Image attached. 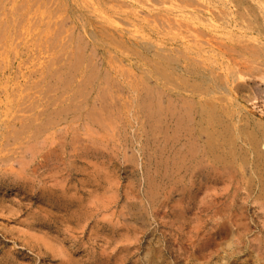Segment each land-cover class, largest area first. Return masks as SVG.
I'll use <instances>...</instances> for the list:
<instances>
[{
    "label": "rangeland",
    "instance_id": "374dc122",
    "mask_svg": "<svg viewBox=\"0 0 264 264\" xmlns=\"http://www.w3.org/2000/svg\"><path fill=\"white\" fill-rule=\"evenodd\" d=\"M10 1H6L5 8L15 4L22 6V0L12 1L13 4ZM94 1L118 24L110 29L105 20L98 19L100 23L96 25L107 26L115 37L128 41L145 42L155 37L146 21L151 17L150 9H158L161 18L166 15L176 22L191 19L196 23L191 30L202 34L198 40L211 44L202 51V57L210 60L205 65L195 62L194 58V62H182L181 68L193 73V76L186 74L191 76L189 91L194 92L193 96L190 92L180 96L176 91L171 99L164 98L162 102L168 108L167 104L175 101L172 105L178 108V113L170 114L168 110L169 114L164 113L160 119L149 118L140 104L145 95L142 90L148 84L154 89L149 91L153 90L158 100L156 85L160 86V82L146 78V73L156 67L148 61L137 60L144 57L142 52H132L128 62L112 60L111 64L112 53L108 54L99 46L93 61L100 65L98 74L104 82L101 87L95 82L88 85L86 80L83 86L76 77L65 89L57 85L56 78L51 79V75L59 74L60 68L66 67L65 64L68 66L69 59L68 55H56L60 45L58 49L53 47V51L50 43L48 49L44 42L53 41L51 38H38L41 28L32 29V25L35 28L47 24L48 19L43 14L46 9L39 7L42 4L39 3L36 9L39 8L40 13L35 16L33 11L29 18L34 16L40 20L42 15L45 23L37 25L22 19L20 28L23 30L18 32L24 33L16 32L21 38L18 37L19 42L16 39L15 48L3 50L0 46V246L7 251L16 248L25 256V263L33 259L36 264H54L38 250L29 248L23 242V234H30L28 239L41 243L42 236L35 232L41 225L47 227L45 230L50 233L47 238L55 247L71 248L70 235L66 236L60 224L52 220V215L42 212V205L36 199L44 194L72 192L86 199L97 197L94 201L100 205L89 206L90 214L96 211L88 221L90 227L102 228L109 224V217L99 211L106 198H118L120 208L128 199L126 209L136 216L143 214L145 218V264H244L245 260L255 264L253 261L257 258L261 259L257 263L264 264V178H261L264 177V146L258 148L263 158L258 161L245 138L225 145V126L234 128L237 121V130L247 129L245 117L253 124L264 123V0H92V3ZM53 4L51 7L55 9L57 4ZM164 11L170 15L163 14ZM60 17L58 20L64 19L66 14ZM160 17L157 19L164 21L165 18ZM71 23L65 28L75 26ZM175 27L171 33L165 31L166 39L178 40L181 48L195 43L196 39L190 37L192 32L186 26ZM11 31L13 34L14 30ZM71 35L68 31L64 37L68 40ZM64 37L62 35L63 40L57 42H64ZM168 46L176 49V45ZM120 50L115 49V52L124 51ZM123 54L127 56L128 52ZM54 56L60 57V66L52 65ZM213 60L217 63L213 64ZM188 63L195 67L191 68ZM108 68L109 74L106 73ZM206 73H212L211 79L227 76L223 95L219 91L217 95H206L205 87H199L198 75ZM103 75H108L107 79ZM212 81L223 84L219 79ZM108 83L115 87L111 89V99L103 102L99 95L108 88ZM185 98L190 104L193 101L200 111L204 106L218 105V120L211 117L202 120L204 128L209 126V130L216 132L210 131L213 137L206 132L199 133L201 138L195 137V124L188 123V107L182 105ZM225 105H234L233 113L242 119H232L235 126L231 119L223 117ZM17 129L18 138L15 133L13 135V130L17 132ZM194 141L199 145L195 146ZM208 141H212V147L207 145ZM30 196L35 198L33 203L27 199ZM58 227L64 233L60 234ZM83 244L76 257L87 261L92 255L94 264H116L121 260L124 264H137L140 259L138 254L130 255L126 250L129 246L127 236L119 231L110 240L96 236ZM107 249H112L113 253Z\"/></svg>",
    "mask_w": 264,
    "mask_h": 264
},
{
    "label": "bare ground",
    "instance_id": "6f19581e",
    "mask_svg": "<svg viewBox=\"0 0 264 264\" xmlns=\"http://www.w3.org/2000/svg\"><path fill=\"white\" fill-rule=\"evenodd\" d=\"M6 1L7 0H5V2ZM12 1L15 2L16 0H11L10 4L12 3ZM51 1L52 2L49 3L50 0H22V6L18 5V4H17L18 6H15L16 5L15 4L13 6L10 5L11 8H5L7 5V2L5 4L4 0H0V13L4 14V16H1V14H0V46H2V49L3 48L9 49V48H13V47L15 48L16 39L19 42L20 40H18V37L21 38L18 34H16V32H18V30L22 28L21 27V25L23 23L22 19H24V21H26L28 23L29 22L32 24L36 23L37 25L38 24L41 25L43 22L45 23L46 20H41L43 18L41 14H40L41 19L39 18L40 20H38V18L35 19L34 16H33V18H29V17H31V16H29V14L33 11H34L33 13L35 14V16L40 13L38 11L39 8L36 9V7H37V5H39V3L40 4L42 3L43 5L41 4V6H39V7L44 6V8L46 9L45 12L41 11V10L40 11L44 12L43 14H46V18L48 19L47 24L43 25L45 27L35 26V28H33V25H32V29L41 28L39 30L40 32L37 34L39 39H42L43 37H45L44 39H50L51 38L50 40H53L50 42H48L49 40H46L44 42V44L47 42L46 44H48L47 45L48 49H50V47H51L50 50H52L53 47L55 49L56 48L58 49V47L60 45V47H59L60 49L58 52H56V55L57 54L58 55L61 54L64 56L68 55V59L70 60V61L67 60L68 66L65 64L64 66H66V67H64V68L59 67L61 70L59 72V74L56 72L57 74L55 73L56 74L55 76H53L54 74L51 75V79L55 80V78H56L55 81L58 82L57 85L61 84L62 87L65 89L68 88V82L71 83V80L76 78V77L80 78V80H81V81H79L80 84H82V83L84 84L85 83L84 80H86V84H88V85H89V83L95 82L96 84L99 85V87H101L102 84H104L103 80L101 79V74L100 73L98 74L99 69H100V65L97 62L95 64L94 63L95 61H93L94 56L97 55L94 52L99 50V48H98L99 46H103L104 50L107 51L108 54L112 53V56H110V58H111L110 63L111 64H112V60H114V62H117V61H122V62L127 61L128 62L130 60L129 57L131 56L132 52L137 53V54L142 52V53H144V57L143 58L138 57L137 60H140L142 62L148 61L149 64L151 63V66L155 65V67L158 69V72H156L157 69L155 67H154L155 70H153V71L147 69V70H149V72L146 73V78L148 79V81H150L151 79H154L155 82L156 81L160 82L161 87L159 85L154 84V85H156V87H157L156 91L158 92V94H157L158 100H157L155 95L153 94V93H155L153 91L154 89L149 87V85L146 83L148 86L146 85L145 90L144 91L142 90V92H145V95H144V98L141 100L140 104L142 106V110L145 111L149 115V118L159 117V119H160L161 115H163L164 113L169 114L168 112H166L168 110H169L170 114L171 113L173 114L176 112L178 113V111H179L176 106L172 105L173 103H175V101L171 104H167L170 106L168 108H165L163 106L164 103L162 102V99H164V98L171 99L170 97H172L176 91H179L180 94H178V95L182 96V95H184V93L190 92L189 88L192 87V86H190V84H191L190 82H191V76H193V73L189 70L182 69L181 68L182 62L194 60L195 62L197 61L198 63L200 62V63H203L205 65L210 60L209 58L205 60L202 57L203 56L202 51L205 47H207L211 44L208 41L198 40L200 37H202L201 36L202 34L200 33V31H199V33H195L194 32L195 30H193V31L191 30V27L193 25H196V23L191 22V19L184 20V22H181V21L176 22L173 19H169L166 15L162 16V18H161L160 16L162 15V13H160V10L150 9L148 11H150V13H151L150 18H152V20L148 17L146 21L149 22L147 26H149L150 32L155 34V37H154L155 39L154 38L153 39H147V40H145V42L144 41L140 42L138 40H135V41L129 40L128 41L127 39L124 40V37H119V38L115 37V34L112 31H109L111 28H113V25H116L117 23H115V21H113V20H110L105 15V12H103L101 9H99L96 6L97 4L95 3V1H94V3H92V0H51ZM115 1L117 2V0H115ZM124 1H126V0H124ZM194 2H196V1H194ZM52 3L57 4L55 9H54L55 6L51 7ZM113 5H116V3H114ZM45 6H47V7H45ZM8 7H9V4H8ZM21 8H23L24 10H21ZM120 8H122V7L120 6ZM148 8L149 7H147V9ZM153 8H155V7H153ZM5 9H7V10H5ZM170 9H173V8H170ZM70 10H72L71 14H70ZM23 11L26 12L27 14H25ZM167 11H164L163 14L165 13V14L170 15V12H167ZM109 12H112V11H109ZM64 14H66V17H64V19L62 18L63 20L62 19L58 20V18L60 16L63 17ZM58 15H60V16H58ZM117 15H122V13H118ZM165 16H166V18H165ZM15 17H16V19H15ZM38 17H39V15H38ZM44 17H45V15H44ZM158 17H160L161 19H163V17H164L165 19H164V21H162V20L160 21L157 19ZM169 17H171V16H169ZM185 17L186 16H183L182 18H185ZM98 19L99 20L100 19L105 20L106 24H108L110 26V29L107 26L104 27V25L97 26L96 23H100L98 21ZM70 21L72 22L71 24L72 25L75 24V26L72 28H70V26H69L70 29L69 28L66 29L65 25H68V24L70 25ZM175 24H176V27L186 26L190 32L195 33V35L192 33L190 34V37H193L196 39V41L194 40L195 43H193L192 45H187L186 48H181L180 44H179L180 42L178 40L175 41L174 38L170 39V40L166 39L165 36L167 35L168 32L171 33V31L175 27L174 26ZM25 26H27V25L25 24ZM114 28H116V27L114 26ZM154 28H155V30H158V32H156L155 30H152ZM168 28H170V31H168ZM11 30H14L13 34L11 33L12 32ZM21 30H23V29H21ZM64 30H65V32H64ZM68 31H71L72 35L69 37L68 40H66V38H68V37L65 38L64 35ZM25 32H27V31H25ZM30 32H32V31H30ZM18 33H20V32H18ZM22 33H24V32H22ZM22 33H20V34H22ZM49 33H50V35H49ZM172 33H174V32H172ZM61 34L64 37V42L59 44L57 42V41H59L58 39L63 40ZM77 35H79V38H77ZM75 36H76V38H75ZM28 37H29V33H28ZM31 37H32V35H31ZM253 37H251V38H253ZM38 38H36V39H38ZM74 38L77 39V40H75V42H73ZM184 38H185V36H184ZM55 39H57V40L54 41ZM78 39H79V41H78ZM76 41L78 43H76ZM42 43H43V41H41V44ZM50 43H52L51 46L49 45ZM11 44L13 46H10ZM127 45H128V47H127ZM168 45H176V49L175 48L173 49V46L171 47L172 48L171 49V48H169ZM45 47H46V45H45ZM29 48H32V47L29 46ZM113 48H114V51H113ZM118 48L121 50L124 49L123 52H125V51L128 52V55L125 56L123 54V52H119V53L115 52V49L118 50ZM129 48H131V49H129ZM53 51H54V49H53ZM113 54H115V56ZM54 57H55L54 59H51L52 65H55V64L59 65L60 57L59 56H54ZM192 58H194V59L192 60ZM65 60H66V58H65ZM213 61L215 62V63L213 62V64L217 63L215 60H213ZM47 63H49V62H47ZM92 64H94L93 65L94 67L92 66ZM149 64H148V66H149ZM152 64H154V65H152ZM146 65H147V63H146ZM44 67H45V65H44ZM192 67L193 66H191V68ZM59 68H58V70H59ZM107 70H108V72H106V73L109 74L110 69L108 68ZM262 70H264V69L262 68ZM41 73L43 74V72H41ZM41 73H39V74H41ZM52 73L53 72H51V74ZM202 73H203V71H202ZM186 74L191 75L190 78ZM211 74L212 73H206V75L205 74L204 75H201V74L198 75L199 79L197 80L196 83L197 84L200 83V85L199 84L198 85L201 88L205 87L204 92H206V95H212V94L217 95L218 91L220 92L221 95H223V91L225 92V87H223V86H224V83L227 82L225 79V78H227V76L224 75L225 77H223V75H220V77L215 76L216 78L211 79L212 78V77H210ZM155 75H156V77H155ZM103 76H105V75H103ZM107 76H105L106 79H107ZM212 76L214 77V75H212ZM105 77H104V80L106 81ZM186 77L189 80H187ZM231 77H232V79L234 78L233 75H231ZM215 79L221 80V82H223V84L219 85V83H217L218 81L213 83L214 81H212V80H215ZM228 81H229V79H228ZM52 83L54 84L53 81H52ZM70 83H69V85L71 86L72 84H70ZM196 83H195V86L197 85ZM80 84L77 86L79 87ZM54 85H56V84H54ZM107 85H108L107 86L108 88L106 90H103L99 95V98L104 100L103 102H105L106 100L109 101L111 99V96H112L111 89H113L115 87L114 85H113V87H111V85L109 83ZM77 86H76V88H77ZM83 86H85V84ZM34 87H35V85H34ZM236 87L238 89H240V86H236ZM53 88H54V86H53ZM167 88H169V90H167ZM150 89H153V90L149 91ZM55 90H57V89H55ZM55 90H54V92H55ZM165 90L169 91V92L167 93V92H165ZM80 91H83V90L81 89ZM196 91H201V90L200 89L197 90V88H196ZM46 93H48V92H46ZM192 93H194V92H190L191 96H193ZM73 94H75V92ZM76 95H78V94H76ZM43 96H44V94H43ZM141 98L142 97H140V99ZM179 98H183V97H179ZM50 99L51 98H49V100ZM186 99L187 98L184 99V102L182 103V105L184 106L186 104V106L188 107V111H189L188 112L189 117L187 120L188 123H190L191 126H192V124H195V127H196V128L194 127L196 129L195 137L200 136V138H201L202 137L201 134H203V132L209 133V135L213 137L214 134H212V132H215V131H213L214 129L213 130L211 129L212 132H210L211 130H209V128H208L209 126L204 128V126H203L204 121H202V120H204V119L208 120L211 117V118H215L214 120L216 121V119L218 118V117L216 118V113L218 111L217 108L219 109L218 105L214 104L211 107H208V105L204 106V108L202 107L203 111L201 110L202 111L201 112L200 109L197 110L194 107V104H192L193 101L190 104V102L187 101ZM209 99H210V97H209ZM220 99L222 100V98H220ZM210 100H212V99H210ZM189 104H190V106H189ZM22 105H24V104H22ZM58 105H60V104H58ZM233 106L225 105V116H223V117H225V119H227V118L231 119V121H232V119H235V118L242 120L240 118V116H237V113H233V109H232ZM227 107H231V108H227ZM185 111L187 113V110H185ZM203 113H205L206 115ZM166 114H165V116H167ZM0 115H2V114H0ZM175 115H173V116H175ZM182 115H180V116H182ZM217 115H221V114H217ZM24 118H26V117H24ZM23 119H21V120H23ZM179 120H180V118H179ZM193 120H195L196 123ZM235 120H237V119H235ZM243 120L245 122V126L247 127V129L245 127L244 128L242 127L243 130H240L241 128L239 130H237L238 123H239V122L237 123V121H235L237 124L236 126L233 123V121L231 123L232 125L234 124L233 125V126H235L234 128H232V126H229L226 128V126H225V145H230V144L232 145L233 142H235L237 140L238 141L243 140L245 138V140L249 141L247 143V146L255 153L256 159L258 161H260L263 158H262V155L260 154V152L258 151L259 150L258 148H260V146H262V145L264 146V123L263 122L255 123L254 122V124H253L250 122L249 117H245V118H243ZM225 123H226V121H225ZM227 123H229V122H227ZM178 126L179 127H177V129L179 130L181 127V123ZM210 127L211 128L213 127V126H211V123H210ZM21 129L24 130L23 128H21ZM193 131H195V130H193ZM14 133H15L16 137L18 138L19 137V130L17 132L15 130H13V135H14ZM199 133H201V134H199ZM219 133H221V132H219ZM219 133H218V136L220 135ZM34 134H36V133H34ZM35 136H37V135H35ZM212 137L211 138L208 137V138L210 140L211 139L213 140ZM14 139H16V138H14ZM208 142H209V144L207 143V145L212 147V145H211L212 141L211 142L208 141ZM194 144H195V146L199 145V143H198V145H196V142ZM192 150H195V149H192ZM192 152H195V151H192ZM261 164L263 165V163H261ZM262 168H263V166H262ZM261 178L263 179L264 177H261ZM94 197L97 198L96 196H93V197L90 196L89 198L86 199L82 195H80L79 193L62 192V193L48 194V195L44 194V195H42V197L40 196L39 198L36 199V201L37 200L40 201V203H41L40 205H42L41 206L42 212L47 213L48 215H52V220L56 224H58V225L60 224V226L64 229V232L67 233L66 236L70 235L68 239L70 242H72L71 248L65 249L66 248L65 247L64 250H60L59 248L55 247L53 245V243L47 238V236H50V233L45 230V228H47V227H44L41 225H40V227L35 228V232L39 236H42L41 237L42 238L41 243H38L36 241L28 239L27 236L30 234H26V233L23 234V242H25V244L29 248L38 250V252L41 255L48 257L50 259V261L54 264H94V262H92V260H91L92 255H90V257L88 258L87 261H85L84 258L79 259L76 257V252L79 251L83 247L84 241H87V240L91 241L96 236H98V237L102 236V237H105L106 240H110L119 231V233L122 232V233H124V235L127 236L129 246L126 248V250L130 251V255L138 254L140 256V259L138 260L137 264H145L144 253H145V239H146V235H147V233H146L147 230H146L144 215L141 214V215L136 216V215L131 214V212L128 209H126V207H125L128 204V199H125L123 206H121V208H120L121 202L118 198L108 197V198H106V200H105V198L103 199V200H105V201H103L104 206L102 208H100L99 211L101 210L102 211L101 214L104 213L106 216H108L110 218V219L107 218L109 224L104 225L102 228L100 226L95 227L96 225L93 227L92 226L90 227V226H88V221L91 220V215L95 216L94 213L96 211L93 212V214H90L91 210H90L89 206L100 205L98 203V201L97 202L94 201V199H95ZM27 199L30 203H33L35 201V198H33L32 196H30ZM104 214H103V216H104ZM58 231L60 234L64 233L63 231L60 230L59 227H58ZM62 237H64V236H62ZM93 241H95V240H93ZM131 246H134V247H131ZM111 250L112 249H107L106 251L109 252ZM112 251H111V253H113ZM65 253H66L67 257L64 255ZM22 255L23 254L20 251H18L16 248L7 251L0 246V264H36V262L33 259H28L29 262L25 263L26 258H25V256H22ZM108 256H110V255H108ZM128 259H129V256H128ZM260 260L261 259L257 258L253 262H255V264H256ZM248 262L249 261L246 262V260H245L244 264H248ZM105 264H111V262H107ZM116 264H124V262L121 260V261H117ZM257 264H259V263H257Z\"/></svg>",
    "mask_w": 264,
    "mask_h": 264
}]
</instances>
